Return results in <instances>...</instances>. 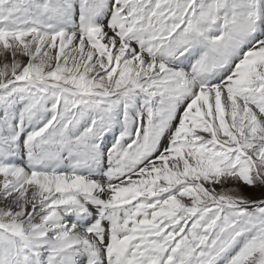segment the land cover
Wrapping results in <instances>:
<instances>
[{"label": "snow or ice", "instance_id": "1", "mask_svg": "<svg viewBox=\"0 0 264 264\" xmlns=\"http://www.w3.org/2000/svg\"><path fill=\"white\" fill-rule=\"evenodd\" d=\"M0 264H264V0H0Z\"/></svg>", "mask_w": 264, "mask_h": 264}]
</instances>
